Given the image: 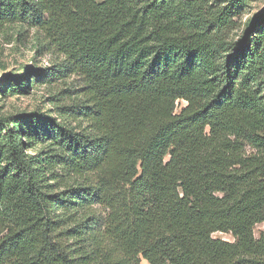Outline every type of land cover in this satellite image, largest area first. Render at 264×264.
<instances>
[{
  "label": "trees",
  "instance_id": "trees-1",
  "mask_svg": "<svg viewBox=\"0 0 264 264\" xmlns=\"http://www.w3.org/2000/svg\"><path fill=\"white\" fill-rule=\"evenodd\" d=\"M242 1L0 0L61 60L35 82L85 84L77 127L0 118V264H264V15L234 43Z\"/></svg>",
  "mask_w": 264,
  "mask_h": 264
},
{
  "label": "rangeland",
  "instance_id": "rangeland-1",
  "mask_svg": "<svg viewBox=\"0 0 264 264\" xmlns=\"http://www.w3.org/2000/svg\"><path fill=\"white\" fill-rule=\"evenodd\" d=\"M222 1L226 0H210V3L223 9L228 4H221ZM237 7L236 24L230 34L234 43L240 41L254 20L264 15V0H243ZM60 61L52 53L38 51L37 35L34 31L24 30L16 25L0 26V118L34 116L77 127V122L63 118L62 113L63 108L81 99L80 90L84 88V80L78 76H70L51 82H35L39 71L52 68ZM19 79L24 86H28V91L18 92L15 83ZM262 87L264 93V84ZM184 106V102H179L177 111ZM26 141L29 155L59 151L51 140ZM93 212L105 214V210L98 207L94 208ZM91 213L84 212L80 218H86ZM255 236L257 238L264 236V223L256 226ZM213 237L234 242L231 235L216 233ZM142 264L148 263L142 260Z\"/></svg>",
  "mask_w": 264,
  "mask_h": 264
}]
</instances>
